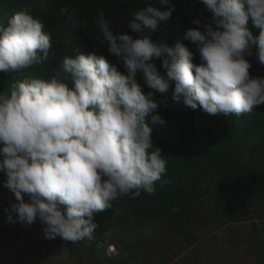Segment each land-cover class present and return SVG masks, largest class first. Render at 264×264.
I'll list each match as a JSON object with an SVG mask.
<instances>
[{"label":"clouds","instance_id":"9594fccd","mask_svg":"<svg viewBox=\"0 0 264 264\" xmlns=\"http://www.w3.org/2000/svg\"><path fill=\"white\" fill-rule=\"evenodd\" d=\"M200 2L211 20L203 31L201 20H192L198 27L183 37L196 46L199 65L182 42L169 46L152 39L175 10L170 0H159L160 7L149 4L132 14L127 26L139 34L135 39L114 34L103 11L95 19L109 54L122 61L126 74L104 55L77 54L63 60L71 88L57 72L47 81L24 78L11 86L10 95L0 94V172L17 201L5 209L7 223L31 226L39 219L46 239L91 240L98 227L94 213L129 193L135 198L141 190L156 191L167 161L154 147L146 117L153 124L165 121L153 115L159 104L153 92L144 93L138 71L145 85L162 94L174 82V102L194 110L199 104L209 115H241L264 104V77L250 76L245 58L255 54L264 65V0ZM250 19L260 29L258 36L248 28ZM43 29L26 12L16 13L7 26L0 24V72L47 60L51 36ZM157 59L166 78L157 70Z\"/></svg>","mask_w":264,"mask_h":264},{"label":"trees","instance_id":"16d2710c","mask_svg":"<svg viewBox=\"0 0 264 264\" xmlns=\"http://www.w3.org/2000/svg\"><path fill=\"white\" fill-rule=\"evenodd\" d=\"M149 4L160 7L159 0H0V24L7 26L16 13L26 12L43 23V31L50 34L52 44L47 60L17 72H0V94L10 95L11 86L24 78L47 81L57 72L60 73L58 78L71 88L73 82L70 74L64 71L63 60L65 57L74 58L77 54L104 55L111 65L126 74L122 61L109 54L107 42L95 19L103 11L114 34H128L135 39L139 34L129 29L128 21L133 13ZM170 5H175V10L168 22H161L158 31L151 33L152 39L169 46L177 41L182 42L194 53L193 63L199 65L200 54L193 43L183 40L184 32L198 27L191 23L194 19L201 20L199 27L203 31V25L210 22L212 14L200 0H170ZM62 8L67 11L62 13ZM248 28L254 36L259 35L260 29L253 25L251 19ZM256 50L253 46V53ZM245 58L251 64L250 76L264 77V65L258 62L255 54ZM155 64L159 73L166 78L161 60L157 59ZM137 80L145 94L153 92L159 104L158 111L153 115H159L165 121L164 124H153L151 116L146 117V123L153 132L154 147L156 144L162 147L163 158L167 161L166 171L155 182L156 191L153 194L141 190L140 195L133 198L129 193L120 198L117 204L114 202L112 208L94 213V222L98 227L92 236L91 264H124V255L119 246L118 257L115 260L107 259V246L115 243L116 236L125 229H142L144 223L159 222L172 226L178 234L183 235L184 230L195 222V216H190V198L187 194L193 185L186 178L187 172L193 174L195 179L206 181L208 193L216 201L220 220L224 224L250 220L256 214L251 208L252 200L258 196L262 199L253 190H264V165L257 160L264 157V104L255 106L250 113L213 116L205 113L199 104L194 110L182 101L174 102V82H170L169 92L162 94L145 85L139 71ZM171 111L178 117L172 113L170 118ZM170 119L175 123L177 121L179 127L169 126ZM241 138L252 141L258 138L261 142L252 150H244L239 146ZM210 143H219V146L213 147ZM235 143L239 145L235 146ZM248 150L253 157L251 159L246 157ZM200 194V191L194 193L197 196ZM184 195L186 198H182ZM186 217L192 220L188 227Z\"/></svg>","mask_w":264,"mask_h":264},{"label":"rangeland","instance_id":"374dc122","mask_svg":"<svg viewBox=\"0 0 264 264\" xmlns=\"http://www.w3.org/2000/svg\"><path fill=\"white\" fill-rule=\"evenodd\" d=\"M172 113L178 117L171 111L170 118ZM169 123V126L179 127L173 119ZM256 139L241 138V145L238 142L235 146L239 145L244 150L254 149L261 142ZM159 145L155 147L162 150ZM209 145L218 147L219 143ZM246 157L253 158L250 150ZM257 160L264 165V157ZM186 178L193 185L187 194L190 198V216H195L190 228L185 229L183 235L178 234L172 226L159 222L144 223L142 229H125L116 236L115 243L107 246V259L115 260L118 257L119 246L124 255V264H264V190H253L262 199L258 196L252 200L251 208L256 214L250 220L224 224L220 220L216 201L208 193L206 181L195 179L190 172H187ZM5 181V174L0 172V236L9 242L3 250L16 255L17 260L22 255L30 258L21 264H91L92 239L85 238L75 243L61 237L46 239L39 219L31 226L19 222L7 223L5 209H10L11 204L17 201L14 194L4 187ZM244 181L249 182L247 179ZM196 191L201 194L194 195ZM182 198H186L185 195ZM28 199L24 195L25 202ZM191 218L186 217L187 227L192 222L189 221ZM111 248L115 252L109 254Z\"/></svg>","mask_w":264,"mask_h":264},{"label":"crops","instance_id":"0c3cea01","mask_svg":"<svg viewBox=\"0 0 264 264\" xmlns=\"http://www.w3.org/2000/svg\"><path fill=\"white\" fill-rule=\"evenodd\" d=\"M2 236H0V264H21V262L23 260H28L30 258L28 257H23L22 258L19 257V259L17 260L16 255L11 254V253H7L6 250H3V247L9 242L8 239L4 240ZM20 260V261H19ZM18 261V262H16Z\"/></svg>","mask_w":264,"mask_h":264},{"label":"built area","instance_id":"2783aa9c","mask_svg":"<svg viewBox=\"0 0 264 264\" xmlns=\"http://www.w3.org/2000/svg\"><path fill=\"white\" fill-rule=\"evenodd\" d=\"M109 252H110L109 254H111V252H115V251H114V249L111 248V249L109 250Z\"/></svg>","mask_w":264,"mask_h":264}]
</instances>
